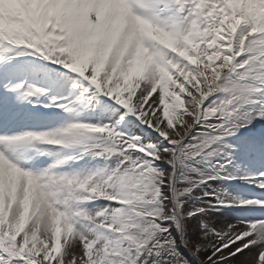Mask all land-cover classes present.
Returning a JSON list of instances; mask_svg holds the SVG:
<instances>
[{"label":"bare ground","instance_id":"6f19581e","mask_svg":"<svg viewBox=\"0 0 264 264\" xmlns=\"http://www.w3.org/2000/svg\"><path fill=\"white\" fill-rule=\"evenodd\" d=\"M55 5L56 7L61 8L62 14H65L64 18H66V21H62V28L66 29L68 26L64 35V46L66 48H70L71 46L74 51L78 46V51H86L85 59H88V62L83 61V63L89 64L91 66H98L99 64L100 67L96 69L93 67L94 70L98 71V75L101 73H107L103 76V79L104 81L107 80L108 85H111L112 89L115 88V83L117 84L120 81L122 82V86L128 84L130 86L129 96L134 99L136 97L131 95V92H133L134 89V84L139 81H145V79L147 83L154 81L153 72H149L148 79L145 77V63L149 61L148 68L152 69L154 68V64L151 60H149L143 43L137 40L135 32L133 31H136V29L133 28L132 31L130 30L128 33H123V26L119 23L120 17L117 19L119 20L118 24L113 28L111 27L114 18L120 16L119 13L124 12L127 15L129 14L126 0H59L50 3L51 7ZM94 8L97 11V14L95 15H93L95 13ZM104 14L107 15L106 20ZM139 22L141 24L142 19L136 17L137 27ZM158 29L160 31L163 30L162 27H158ZM160 35L163 37L164 32L162 31ZM74 55H76V53ZM185 79H187L188 83L183 84L182 90L184 91L186 89H190L194 98L198 95H202L204 97H213L222 84L221 82H208L207 80H204L203 86L209 88V94H202L200 86H196L195 77H186ZM155 88L156 85L154 89ZM141 92L142 90H140V94ZM142 98L143 97L140 99L142 100ZM141 102L146 107H154V105L157 103L156 100L152 101L146 97H144ZM164 111L167 113V117L173 121L174 116L172 110L169 108L168 110ZM0 151L3 153L0 157L1 215L4 214V212L6 213V211L8 212V206L3 212L1 210V204H5L6 201L10 202L13 200L12 198L13 195H15L16 188L23 189V180H26V176L23 175L22 171L20 170L24 164L23 158L20 154L14 153L4 148L1 144ZM177 151H179V149H177ZM178 158L179 153H177L174 157L173 165L175 170H178L176 165L178 164ZM249 165H251L250 168ZM249 165L247 167L249 171H257L260 169H256L259 166V161ZM75 178L78 180L80 175H75ZM8 181H12V183H7ZM13 181L15 182L13 183ZM18 182H20L21 185H18L20 184ZM34 192L37 193L36 190H34ZM122 197L124 198V193L122 194ZM21 198L22 196L20 199ZM26 198L27 197L25 196L23 202L25 200L27 201ZM20 199L17 200L19 203ZM18 202L14 203L11 212H15L18 207ZM25 205L24 212L27 211V207L28 210L31 211L30 221H28L30 224L35 220L36 217L39 219V217L42 216V208L38 199L32 196L29 205ZM261 207L262 206H260V210L255 212L256 214L260 215L252 216L253 221L251 222L254 223L255 226L251 228L246 226L244 227L241 226V224H239L236 220L229 222L230 224L227 225V228L236 229L238 234H240L239 236H242V238L239 240L241 241L240 246H236L234 248V244L230 245L231 249L229 251L231 253L237 254V256L234 254L232 264H264V209ZM32 237L35 241V244L38 246V249L41 251L44 249L45 251V247H47L46 244L48 243L47 232L45 231L37 238L34 235H32ZM72 238L78 241L79 248H76L75 245H70V249L73 247V251H70L71 254H69V251L63 253L62 250V254H60L59 259L63 261L64 258L65 263L67 264H85L80 257L82 252L86 253L85 248H87V245H99V240L94 233H89L85 229H83L81 232H74L72 234ZM41 241L43 242L42 244H40ZM54 243L57 244L58 239H56ZM63 246L64 244L62 243V248Z\"/></svg>","mask_w":264,"mask_h":264},{"label":"rangeland","instance_id":"374dc122","mask_svg":"<svg viewBox=\"0 0 264 264\" xmlns=\"http://www.w3.org/2000/svg\"><path fill=\"white\" fill-rule=\"evenodd\" d=\"M253 50V47L250 48L249 53H251ZM237 82L233 81V78L230 79L229 83H226L223 86V91H224V95H226V97H243L245 96L246 98L249 97V95L244 94L241 95V92L238 89H235V87L237 88L238 85H236ZM147 87H148V92L145 93L147 95L152 96L151 100H156L157 103L151 107H148L146 109V111L149 112V114H153V112L156 110L155 112V117H156V121L157 123L160 124V126L165 127L164 126V121H168V119H166L164 116L160 115V110L162 109V104L160 103V101H162L164 103V105H168L170 101H174L176 102V99L174 97L171 98V100L168 97L163 98V96L160 95L159 93V87L158 89L153 92L154 89V83L153 82H148L147 83ZM240 97V98H241ZM256 102L258 103V106L255 107L256 109L252 108V106H250L248 109L244 108L242 106H240V118L244 121H249V120H255L258 119L260 116H257L258 114H264V98L261 99H257ZM246 103V102H245ZM159 107V108H158ZM150 108H152V112H150ZM184 107L178 105L175 112L178 114L179 117H181L184 113H183ZM168 128H170V126H167ZM99 147H103L104 149L107 148L108 145L106 144H99ZM225 149H227L226 147H218L216 146L214 148V152L212 153V157L208 158L206 163L209 162L211 166H209L211 171H214L218 174H231V171H233L234 169H228V164L224 163L223 160L225 159V157L229 154ZM102 155V153H100ZM190 157V156H189ZM186 159V161L184 160V162L182 164H186L187 162L189 164H192V160L191 159ZM99 159H101L102 163H105L106 161H110L112 160L110 157H108L107 155H105V157L101 156L99 157ZM191 160V161H190ZM118 159H116L114 161V163H118ZM236 166V165H235ZM188 167L186 166V169ZM100 168H95L94 165L90 166V171L93 172L94 170H98ZM43 171V170H41ZM41 171H36L34 173L29 172L28 169L23 170L22 174L27 173V179L30 181V183H34V185L36 187L35 190L37 191V195H41L42 196V200L41 202H43L41 208H42V216L39 217V219L36 220V223L34 224V226L32 227L31 230V236H30V240L28 239V236L26 237V239H28L26 241V243L24 245H22L23 248V252H25L28 256H31L32 259L35 258H39L42 260L43 264H46L47 260L50 258V254L51 251L53 249V239L55 237V234L58 231H62L63 234H65L64 238H65V251H73V247L70 249V245H75L76 248H79V243L77 240H75L74 238H71V235H69V232H78V231H82L83 229H85L87 232L92 233L90 230V225L85 223V224H78L77 222H75L71 216H70V210L68 209H64V207H61V202H60V198L59 196H56L58 199L53 198L50 194H54L56 195V193H60L61 189L60 187H55V186H50V183H52V180H55L56 182H60L62 180H66V176L69 175H65V174H60V175H50L48 173L44 174L41 173ZM90 173V172H89ZM106 173V170H105ZM88 174V173H87ZM36 175L38 176H42L44 175V180L39 179L36 177ZM105 175V174H104ZM179 180L181 179V182L188 185L190 188L189 190L193 189L198 182V179H196L197 176H190L189 174H185L182 172V170L179 173ZM54 177V179H53ZM205 176L202 175V178H204ZM12 183V181H8L7 183ZM15 181H13L14 183ZM164 184V183H163ZM100 189L102 187L101 183H100ZM136 187L134 188V192H131L130 194V198H131V202H136L138 200V198L140 197V191L142 190L141 187V183L140 181L135 185ZM162 188H164L162 186ZM211 189H215L216 192H218V200L219 201H224V200H236L238 198V192H230V191H225L223 190L221 187L218 186H212ZM24 191L27 193V191L24 189ZM24 191H22V194L24 193ZM184 192L185 190H183V192L181 193L182 195V202H186V198L183 197L184 196ZM28 193H33L32 191H28ZM49 194V197H48ZM148 204H150V200H148L147 202ZM135 204V203H134ZM21 206L23 207V204H21ZM110 209V208H109ZM108 207L106 208H102V207H98L97 209H94L95 211H99L98 212V216L93 217L92 214L90 215L91 211L86 210L87 212L84 215H87L88 220H104L107 221V218L109 220L113 219V212L112 210H109ZM151 208H146L144 211V213L150 217V212L149 211ZM133 210H135L133 207H131L130 211L127 212V222H126V227L124 228L126 231H128V226L130 224H133L132 222V216H133ZM94 211V212H95ZM20 213V211H17ZM16 212V213H17ZM13 216V215H12ZM203 217V222L206 224L207 227H210L211 229H214V233L216 236V246L213 243V245L218 248L221 245L225 244L228 240H231L232 238H234L236 236L235 229H231V228H227V226L225 225V223H221L220 220L218 219V215H214L211 213H205L202 214ZM14 218V219H13ZM15 218H17L16 216H13L11 220V222L16 223ZM169 222V221H168ZM167 222V223H168ZM149 228L151 229V227L149 226ZM148 230V224L143 225V230ZM77 230V231H76ZM47 232V244L45 247V251L44 249L41 251L38 249V246L35 244V241L33 240L32 235L39 237L40 234ZM148 232L146 241L149 243H153L154 246L152 247L153 250H155L157 253L153 254L152 256L149 253H144V254H139V257L144 256L145 261L142 264H183L182 262H180L179 259H177V262H172L169 260V256H172L171 253H173V247L171 245H168L169 238L164 237V233L162 234V236H153V233ZM145 235V234H144ZM96 237L98 240L104 241V244L99 246H92V245H87L86 249V253L82 252V255L80 256L81 259L84 261L85 264H112L113 262L116 263V261H109L110 257H112L110 254L106 253V249H110L111 247V243L109 240H107L105 237H101L100 235L96 234ZM138 238V237H137ZM42 239V238H40ZM139 239V238H138ZM161 239H167L166 241L168 243L163 244L160 242ZM24 241V242H25ZM23 242V243H24ZM128 242V239L126 241L125 238H121L118 240L117 243H121L119 246H117V248H114L113 251L115 253H117L118 248H122L124 246V243ZM40 243V242H39ZM43 242L41 241L40 244H42ZM165 243V242H164ZM137 244V243H136ZM138 244H137V248H138ZM212 246V247H214ZM42 247L44 248V246L42 245ZM132 247V249H131ZM129 250H135L136 246L132 245L128 248ZM112 251V250H109ZM232 258L227 259L226 262L227 264H232ZM50 261V260H49ZM221 261V260H220ZM219 261V262H220ZM60 264H67L65 263V259L63 261L59 262Z\"/></svg>","mask_w":264,"mask_h":264}]
</instances>
